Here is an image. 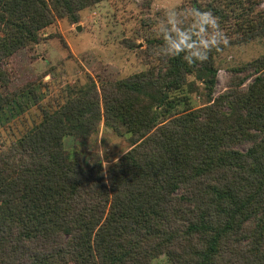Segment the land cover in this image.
Wrapping results in <instances>:
<instances>
[{
  "label": "trees",
  "instance_id": "1",
  "mask_svg": "<svg viewBox=\"0 0 264 264\" xmlns=\"http://www.w3.org/2000/svg\"><path fill=\"white\" fill-rule=\"evenodd\" d=\"M101 1L0 0V64ZM258 6L211 2L199 19L183 16L149 40L156 65L71 88L0 150V264H264V54L232 68L216 94L220 53L264 39ZM206 12L227 46L217 49L216 35L205 47ZM12 81L0 67V113L22 95L38 99L33 85L13 90ZM102 125L129 149L108 167L86 165L64 139H89Z\"/></svg>",
  "mask_w": 264,
  "mask_h": 264
},
{
  "label": "rangeland",
  "instance_id": "2",
  "mask_svg": "<svg viewBox=\"0 0 264 264\" xmlns=\"http://www.w3.org/2000/svg\"><path fill=\"white\" fill-rule=\"evenodd\" d=\"M250 1L264 9V0H103L82 10L78 23L67 18L57 20L42 32L37 44L19 50L0 64L12 74L10 89L31 84L38 97L35 101L22 95V104L15 102L0 113V150L39 123L44 109L54 110L71 88L93 80L100 85L126 78L156 65L158 51L150 53L149 40L177 30L183 16L187 21L190 17L199 19L202 9L211 2L239 11ZM262 54L264 39L232 45L221 52L217 57L216 94L227 89L232 68ZM192 101L199 106L203 97L194 94ZM64 145L77 150L86 165L101 159L105 167L129 149L126 137L104 125L86 140L66 136ZM157 262L163 264L164 260Z\"/></svg>",
  "mask_w": 264,
  "mask_h": 264
},
{
  "label": "clouds",
  "instance_id": "3",
  "mask_svg": "<svg viewBox=\"0 0 264 264\" xmlns=\"http://www.w3.org/2000/svg\"><path fill=\"white\" fill-rule=\"evenodd\" d=\"M204 19L210 24V26L214 30V34H213L212 39L210 41L205 42V47H208L209 44H211V45L217 44L216 35H219V37H220L219 46L216 48L217 49L220 48L221 45L227 46L229 43L228 37L220 29L217 18L212 13L206 12L204 14ZM208 56H209V53H206L205 56L201 58L200 62L206 61L208 59Z\"/></svg>",
  "mask_w": 264,
  "mask_h": 264
},
{
  "label": "water",
  "instance_id": "4",
  "mask_svg": "<svg viewBox=\"0 0 264 264\" xmlns=\"http://www.w3.org/2000/svg\"><path fill=\"white\" fill-rule=\"evenodd\" d=\"M77 29H78V30H81V26H80V25H78V26H77Z\"/></svg>",
  "mask_w": 264,
  "mask_h": 264
}]
</instances>
